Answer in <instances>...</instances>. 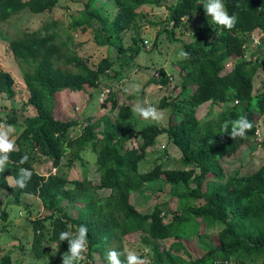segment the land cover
Segmentation results:
<instances>
[{
	"label": "trees",
	"instance_id": "obj_1",
	"mask_svg": "<svg viewBox=\"0 0 264 264\" xmlns=\"http://www.w3.org/2000/svg\"><path fill=\"white\" fill-rule=\"evenodd\" d=\"M59 1L0 0V24H7L13 16L24 11L33 15L52 11ZM160 1L87 0L79 15L72 17L69 29L76 32L79 28H93L96 44L115 47L120 67H126L139 55L143 42L136 35L135 46L125 48L123 34L134 30L140 8L157 6ZM203 2L174 0L169 6L168 19L160 23V33L174 37L177 29L187 26L186 18L195 13L206 15ZM223 2L229 14L237 16L236 25L231 30L216 24H212L215 27L206 25L194 33L192 41L176 39L190 55L182 59L179 69L175 70L181 80L175 84L178 95L171 99L163 97L159 105L170 113L168 125L162 128L147 125L140 129L136 140L125 134L109 116L86 124L78 137L73 138L71 132L80 127V119L76 115L64 117L66 114L57 103L59 92L98 87L101 76L117 60L105 59L97 68H91L73 49L72 35L68 34L64 40L57 31V21L47 22L33 32L22 31L12 38L10 50L20 67L29 92L27 103L35 115L22 122L12 116L21 129L19 147L10 154L9 163L0 171V189L7 190L16 203H20L25 194L34 195L42 202L43 218L31 221L35 234L32 250L37 259L44 256L42 245L46 234L58 252L65 253L68 242L59 240L60 232L68 230V225L74 226V231L84 225L88 228V251L82 264L88 261L94 264L95 254L107 264V252L115 249L123 253L126 235L136 232L143 233L142 240L150 247V264H217L232 257L239 263L264 260V163L250 175L236 173L224 182L221 163L257 136L255 119L257 115H264V85L256 91L254 88V79L263 66L262 57L257 56V62H248L243 49L250 34L264 33V0ZM108 7L117 10L114 16L108 13ZM205 22L209 24L210 18ZM263 46L264 37L257 50ZM229 61L232 63L227 67ZM153 83L166 88L169 83L166 73L161 70L160 78ZM14 85L12 75L0 70V94L12 99ZM59 97L61 104L68 102V98ZM208 100L223 104V109L211 119L200 120L197 109ZM116 108V100H113L111 109ZM240 115L247 116L253 127L244 138L233 139L224 132L223 125ZM118 116L125 123L134 114L129 106L121 105ZM162 135L181 151L184 169L166 168L162 160H158L149 171L140 173V163ZM22 142L29 148L24 150ZM259 146L264 149V133ZM89 149L96 153L98 185L86 178L71 179L67 174ZM35 152L51 161L55 173H39L33 165ZM24 155L29 159L21 165L19 161ZM20 167L31 169L32 178L24 188L10 187L6 178L17 177ZM71 181L74 187L69 188ZM161 181L164 188L179 190L175 194L179 206L169 222L162 216V206L154 207L150 213H141L130 203L132 193ZM101 190H109L110 194L94 196ZM65 201L72 204L76 214L63 205ZM46 222L50 223L49 227ZM217 225L222 227L217 235L218 245L204 248L200 257L193 258L179 239L169 247L159 243ZM120 259L123 261L124 256ZM0 264H14L9 253L0 259Z\"/></svg>",
	"mask_w": 264,
	"mask_h": 264
},
{
	"label": "rangeland",
	"instance_id": "obj_2",
	"mask_svg": "<svg viewBox=\"0 0 264 264\" xmlns=\"http://www.w3.org/2000/svg\"><path fill=\"white\" fill-rule=\"evenodd\" d=\"M85 2L87 0H60L52 11L38 15L24 11L13 16L7 24H0V70L9 72L15 80V96L12 99L0 94V122L14 127L15 132L13 135L16 148L19 147L18 139L21 129H19V124L14 123L15 120L12 116L14 115L19 122H22L27 117L35 115L34 109L27 103L29 92L22 78L20 67L10 50V41L22 31L33 32L40 29L47 22L57 21V31L62 34L64 40L68 34L72 35L73 49L91 68H97L98 63L105 59H111L115 62L117 60L116 64L101 76L98 87L86 86L82 92L80 91V93L86 95L85 99L77 96L79 92H74L73 95L68 94V97L62 91L56 94L57 103L61 106V111L66 114L64 117H71V115L74 117L76 115L80 119V127L71 132L73 138L78 137L86 124L95 123L102 117L109 116L115 121L116 125L124 129L125 134L136 140L135 138L139 136L140 129L147 125H155L161 128L168 125L170 113L168 110L161 109L159 105L163 97L171 99L179 93V89L175 87V84H178L181 80L175 70L179 69L178 64L182 61L177 57V54L183 49V43L176 39H183L185 42L192 41L193 38L191 37L200 27L213 26L211 22L209 24L205 22V19L210 17L195 13L191 18L188 17L184 21L187 26L183 29H177L174 37H172L166 32L160 33L162 28L160 23L168 19L169 6L174 3V0H161L157 6H144L138 10L139 16L135 20L134 30L128 31L122 36L125 48L135 46L133 39L136 35L140 36L143 47L139 55L132 59L126 67H120L118 51L113 46L99 47L93 38V28L84 27L79 28L76 32L70 31L69 24L72 17L79 15ZM107 10L112 16L117 12L116 9L111 7H108ZM216 33L217 31H215ZM130 54L128 53V56ZM248 54L249 57L247 54L244 55L248 62H257V56L262 57L263 61V66L254 79L256 91L264 85V46L261 47V50L253 49ZM231 63L232 61H229L227 67H230ZM161 70L166 73L169 80L168 86L163 87V89L153 83V80L160 78ZM156 74H159L158 78H156ZM133 83H138L140 90L125 91ZM104 89L109 91L107 98L102 104H95L94 101ZM59 96L68 98V102L61 104ZM145 99L163 111L164 118L162 121L157 123L151 120H143L134 115L129 121L121 122L118 116L121 105H127L132 110L134 104ZM113 100H116L117 108L112 111ZM70 109L72 111L69 113ZM222 109L223 104H216L208 100L198 107L196 114L200 120H208L215 117ZM255 121L259 132L262 134L264 131V115H257ZM101 129L102 126L97 130L100 131ZM22 145L24 150L29 148L28 144L24 142H22ZM181 156L182 153L178 147L173 143H169L166 135H162L158 138L157 145L148 151L146 159L140 163L139 172L149 171L155 163H158V160H162L161 162L166 168L184 169ZM67 157L68 155L65 157L64 163ZM81 158V161L75 162L73 167L68 170L69 178H86L93 185H98L100 175L98 172L99 166L96 163V153L89 149L82 153ZM221 163L224 170L222 182L236 173L239 176H247L255 172L264 163V149L259 146L258 137L251 138L237 153L222 159ZM33 165L41 175H48L51 171L53 173L56 171L52 169L51 161L37 152L34 154ZM72 182L68 184L69 188L74 187ZM177 192L179 190L175 192L171 188H164L162 181L151 183L143 191L132 193L130 203L141 213H150L154 207L162 206V216L166 222H169L179 206V200L175 195ZM109 194V190H101L96 191L94 196H108ZM63 205L68 206V210L72 209V204H68L67 201ZM43 213L44 206L36 196L25 194L20 198V203H16L7 190L0 189V259L6 253H9L14 264H62L64 253L58 252L56 245L50 241L48 234L43 239V258L37 259L33 253L32 245L35 234L31 221L42 219ZM71 213L76 214V211L72 209ZM46 225L49 227L50 223L46 222ZM221 229L222 227L219 225L212 228H201L192 235L171 238L166 241H159V243L164 247H169L179 239L182 246L190 252L193 258H196L203 254L204 248L218 245L217 235ZM71 230L74 231V226ZM142 236L143 233L141 232L126 235L124 246L125 249L134 250L138 255L143 256L142 259L146 261V264H150V247L145 245ZM52 247H55V252H53ZM184 257L186 256L184 255ZM93 263L104 264L97 254H95ZM88 264H92V262L88 261ZM217 264H264V260L258 259L248 263H239L232 257L229 261Z\"/></svg>",
	"mask_w": 264,
	"mask_h": 264
},
{
	"label": "clouds",
	"instance_id": "obj_3",
	"mask_svg": "<svg viewBox=\"0 0 264 264\" xmlns=\"http://www.w3.org/2000/svg\"><path fill=\"white\" fill-rule=\"evenodd\" d=\"M203 9L205 14L210 17V22L226 29L231 30L237 23V16L229 14L223 0H204ZM189 52L181 49L177 57L179 59H188ZM162 87V86H161ZM140 85L133 83L125 91H139ZM108 90L104 89L96 100L95 104H102L105 100ZM132 112L138 118L143 120H151L159 123L164 118V113L157 106L148 102L147 99L139 101L132 106ZM230 127V131H229ZM253 127L245 115H240L234 120L225 121L223 125L224 132H227L231 138H244L246 133ZM15 129L12 125L0 122V171H3L9 163L10 154L16 150V142L14 137ZM28 155L21 157L19 163L21 165L28 161ZM33 172L31 169L20 167L18 176H8L6 179L10 181L9 186H18L19 188L26 187L28 181L31 180ZM72 226L68 225V230L61 231L59 234L60 241L68 242V250L62 256V264H82L86 259L88 251V228L80 225L75 231H72ZM55 252V247H52ZM121 255L124 260L120 259ZM107 264H146V261L140 257L134 250L125 249L123 253L110 249L107 254Z\"/></svg>",
	"mask_w": 264,
	"mask_h": 264
},
{
	"label": "built area",
	"instance_id": "obj_4",
	"mask_svg": "<svg viewBox=\"0 0 264 264\" xmlns=\"http://www.w3.org/2000/svg\"><path fill=\"white\" fill-rule=\"evenodd\" d=\"M263 37H264V33L260 34V35H256L255 33L250 34L248 40L243 45V49L245 50V54H247L248 57H249L248 53H250L251 50L258 49L261 46V41H262ZM158 77H159V74H156V78H158ZM108 94H109V91L107 92L105 99L107 98ZM263 133H264V131L261 134L258 130V127H257V131H256L257 136L255 138L258 137V139L260 141L263 137Z\"/></svg>",
	"mask_w": 264,
	"mask_h": 264
},
{
	"label": "crops",
	"instance_id": "obj_5",
	"mask_svg": "<svg viewBox=\"0 0 264 264\" xmlns=\"http://www.w3.org/2000/svg\"><path fill=\"white\" fill-rule=\"evenodd\" d=\"M157 86H158V85H157ZM159 86H160V85H159ZM160 89H163V87L160 86ZM81 92H82V91H81ZM65 93H66V96H68V94L73 95L74 92H65ZM77 96L80 97V98H83V99L86 98V95L83 94V93H80V92L77 94ZM68 97H69V96H68Z\"/></svg>",
	"mask_w": 264,
	"mask_h": 264
}]
</instances>
